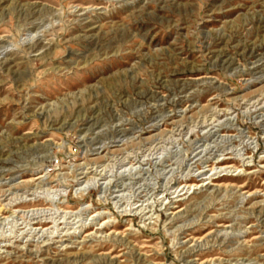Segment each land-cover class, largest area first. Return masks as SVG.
I'll use <instances>...</instances> for the list:
<instances>
[{
	"label": "rangeland",
	"instance_id": "rangeland-1",
	"mask_svg": "<svg viewBox=\"0 0 264 264\" xmlns=\"http://www.w3.org/2000/svg\"><path fill=\"white\" fill-rule=\"evenodd\" d=\"M0 160V264H264V0H0Z\"/></svg>",
	"mask_w": 264,
	"mask_h": 264
},
{
	"label": "bare ground",
	"instance_id": "bare-ground-1",
	"mask_svg": "<svg viewBox=\"0 0 264 264\" xmlns=\"http://www.w3.org/2000/svg\"><path fill=\"white\" fill-rule=\"evenodd\" d=\"M24 13V12H23ZM32 45H34V44H32ZM32 47V46H31ZM33 50V49H32ZM6 53V52H5ZM3 54V53H2ZM227 61V60H226ZM185 90V89H184ZM154 96V95H153ZM154 97H156V96H154ZM153 97V99L155 100V98ZM160 99V98H159ZM161 101V100H160ZM128 130V129H127ZM2 158V157H1ZM0 162H1V160H0ZM6 162V161H5ZM3 164V163H2ZM212 169H214V167L212 168ZM3 173V172H2ZM38 178H40V177H36L35 179H38ZM42 178V177H41ZM90 181H91V179H90ZM187 186V185H186ZM185 186V187H186ZM5 209V208H4ZM7 209V208H6ZM9 210V209H8ZM3 211H5V210H3Z\"/></svg>",
	"mask_w": 264,
	"mask_h": 264
}]
</instances>
